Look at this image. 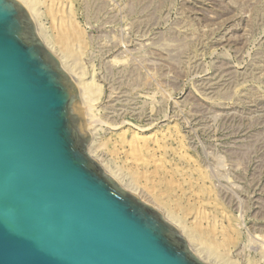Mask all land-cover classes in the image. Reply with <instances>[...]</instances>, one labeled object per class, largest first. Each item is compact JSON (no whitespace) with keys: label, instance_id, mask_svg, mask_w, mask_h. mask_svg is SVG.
<instances>
[{"label":"rangeland","instance_id":"1","mask_svg":"<svg viewBox=\"0 0 264 264\" xmlns=\"http://www.w3.org/2000/svg\"><path fill=\"white\" fill-rule=\"evenodd\" d=\"M31 1L48 50L65 46L88 84L104 172L178 220L203 263L196 248L264 264V0Z\"/></svg>","mask_w":264,"mask_h":264},{"label":"water","instance_id":"2","mask_svg":"<svg viewBox=\"0 0 264 264\" xmlns=\"http://www.w3.org/2000/svg\"><path fill=\"white\" fill-rule=\"evenodd\" d=\"M78 80L0 0V264H205L89 155Z\"/></svg>","mask_w":264,"mask_h":264},{"label":"bare ground","instance_id":"3","mask_svg":"<svg viewBox=\"0 0 264 264\" xmlns=\"http://www.w3.org/2000/svg\"><path fill=\"white\" fill-rule=\"evenodd\" d=\"M26 9H27V11L29 12V14H30V16L33 18V21H34V23H35V29H36V31H37V33L39 34V35H41L42 36V41H43V44L47 47V49H49V50H53V48H50V46H49V43H48V41L46 40V37H45V35L43 34V32H42V30L43 29H41V25H39V22H38V10H37V6H36V4L34 3V2H32L31 0H18ZM65 6V5H64ZM39 8V7H38ZM64 41H65V39H64ZM61 42V41H60ZM58 43V42H57ZM66 43V42H65ZM70 43H72V42H70ZM66 45V44H65ZM68 45V44H67ZM66 45V46H67ZM72 45V44H71ZM65 47V46H64ZM64 47L62 46L58 51H55V53L58 55V56H55L56 58L57 57H59V59H60V62H61V68H62V70L63 71H65L71 78H72V80H77V78H76V76H75V74H76V65H75V58H74V56H73V54H71V52L70 51H68V50H66V49H64ZM56 48V47H55ZM72 49H73V47H71ZM52 53H53V51H52ZM76 57H77V55H76ZM77 68H79V67H77ZM80 70V69H79ZM78 70V71H79ZM79 74H77V76H78ZM79 77V76H78ZM83 81V80H82ZM75 83V85H76V87H77V89H78V97L80 98V102L82 103H84V104H86V100H87V94H86V90L88 89L87 88V86H88V84H86V82L84 83V82H81V81H76V82H74ZM91 129V128H90ZM138 151H140V150H138ZM150 152V151H149ZM90 155H91V157H92V152L90 151V153H89ZM94 156V155H93ZM94 158V157H93ZM107 171V170H106ZM109 171V170H108ZM108 173H111V172H108ZM111 175H112V177H116V176H114V174L113 173H111ZM127 188V187H126ZM130 192H132V193H135V191H134V189L133 188H130V189H128ZM152 203V202H151ZM164 216V219L166 220V221H168L170 224H172L173 226H175V227H179V228H181L180 229V234H181V236L182 237H184V238H186V239H188L187 241H189V243H190V245H192L193 247H195L194 245L196 244V239H195V236H193V235H191V234H189L185 229H184V227L182 226V224L178 221V220H176L174 217H172V216H170L169 214H165V215H163ZM213 218V217H212ZM212 218H210V219H212ZM215 219V218H214ZM213 219V220H214ZM215 221V220H214ZM208 222V221H207ZM213 222V221H212ZM211 222V223H212ZM215 222H213V224H214ZM222 223V222H221ZM217 224H218V226H219V223L217 222ZM209 226H210V224H209ZM221 226V225H220ZM213 227V226H212ZM214 227H215V225H214ZM217 227V226H216ZM218 228V227H217ZM217 228H215V229H217ZM222 228V227H221ZM213 229V228H212ZM216 232V231H215ZM220 233V232H219ZM218 234V233H217ZM198 241V240H197ZM213 241V240H212ZM199 242H201V241H199ZM198 242V243H199ZM215 242H216V240H215ZM202 243V242H201ZM200 243V244H201ZM197 245V244H196ZM204 245V244H203ZM207 245H208V243H207ZM209 245H211V244H209ZM197 247V246H196ZM211 247H212V245H211ZM191 248V247H190ZM213 248V247H212ZM200 258H202L203 259V261H205V262H208V263H210V264H213L211 261H209L208 259H207V257H205L204 255H203V253L198 249V248H196V252H195ZM207 255V254H206Z\"/></svg>","mask_w":264,"mask_h":264}]
</instances>
